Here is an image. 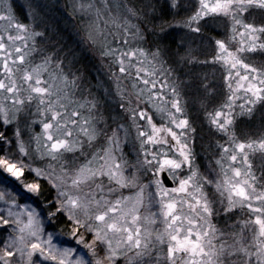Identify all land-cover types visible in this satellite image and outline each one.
<instances>
[{
    "label": "snow or ice",
    "instance_id": "6c2138e0",
    "mask_svg": "<svg viewBox=\"0 0 264 264\" xmlns=\"http://www.w3.org/2000/svg\"><path fill=\"white\" fill-rule=\"evenodd\" d=\"M62 7L0 0V264H264V0Z\"/></svg>",
    "mask_w": 264,
    "mask_h": 264
},
{
    "label": "rangeland",
    "instance_id": "374dc122",
    "mask_svg": "<svg viewBox=\"0 0 264 264\" xmlns=\"http://www.w3.org/2000/svg\"><path fill=\"white\" fill-rule=\"evenodd\" d=\"M46 3L50 5V11L49 15L51 19L48 21L49 27L52 29L58 28L63 31L64 34V39L69 45H73V41L78 39L76 37V21L73 20L69 15H68V9L63 8L62 6L66 3V0H45ZM17 11L20 12V9L17 8ZM62 12V16L59 15L58 12ZM21 15H23L22 12H20ZM68 15V18H65L64 15ZM70 21L72 25H67V22ZM96 75V73H93ZM101 77L103 76V73L101 72L99 74ZM194 105L192 101H189V107L192 108ZM198 107V105H196ZM38 130V129H37ZM203 134V133H202ZM198 163H207V160L205 158V153H201L198 161ZM68 225V224H67ZM69 226V225H68ZM49 230H51L49 226ZM69 232H70V226H69ZM57 240H62L64 242L65 246H73V247H79L75 244L74 238H72L69 234L66 236H61L60 234L56 237ZM86 239L90 240L91 236H86ZM55 242V241H54Z\"/></svg>",
    "mask_w": 264,
    "mask_h": 264
},
{
    "label": "trees",
    "instance_id": "16d2710c",
    "mask_svg": "<svg viewBox=\"0 0 264 264\" xmlns=\"http://www.w3.org/2000/svg\"><path fill=\"white\" fill-rule=\"evenodd\" d=\"M59 13V15H63L62 14V12H58ZM65 16V18H68V15H64ZM67 25H72L71 24V22L70 21H68L67 22ZM43 199V198H42ZM52 225H50V228L52 229ZM54 227L56 228V231L58 232V233H60V229L62 228V233H60V235L61 236H66V235H68V233H69V226L67 225V224H65V223H63V222H61V223H59V224H56V225H54Z\"/></svg>",
    "mask_w": 264,
    "mask_h": 264
},
{
    "label": "water",
    "instance_id": "95a60500",
    "mask_svg": "<svg viewBox=\"0 0 264 264\" xmlns=\"http://www.w3.org/2000/svg\"><path fill=\"white\" fill-rule=\"evenodd\" d=\"M164 175H166V174H164ZM166 183H167V181H166Z\"/></svg>",
    "mask_w": 264,
    "mask_h": 264
}]
</instances>
